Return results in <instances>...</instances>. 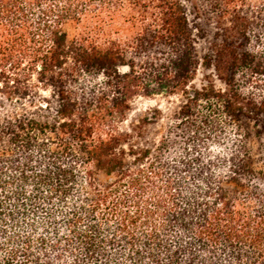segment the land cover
Listing matches in <instances>:
<instances>
[{"label": "trees", "instance_id": "1", "mask_svg": "<svg viewBox=\"0 0 264 264\" xmlns=\"http://www.w3.org/2000/svg\"><path fill=\"white\" fill-rule=\"evenodd\" d=\"M0 264H264V0H0Z\"/></svg>", "mask_w": 264, "mask_h": 264}, {"label": "rangeland", "instance_id": "2", "mask_svg": "<svg viewBox=\"0 0 264 264\" xmlns=\"http://www.w3.org/2000/svg\"><path fill=\"white\" fill-rule=\"evenodd\" d=\"M196 20L199 23V31H195V49L196 53L200 56L210 51L209 46L212 41L215 27L213 20H210L206 17H200ZM204 72L205 70L202 68L197 70L193 81L195 85H199L202 82ZM215 84L220 85L218 81H215ZM178 104L179 99L175 96H139L131 102L126 118L120 124V126L122 129L132 132L135 135V140H152L158 137L163 131L165 116L171 113ZM154 108H158L161 111V118L156 123L137 127L136 124H138V119L144 115L150 116L153 113ZM132 127L135 129V131L131 130ZM137 134H140V137H138Z\"/></svg>", "mask_w": 264, "mask_h": 264}]
</instances>
